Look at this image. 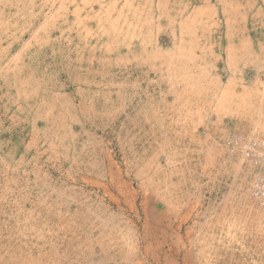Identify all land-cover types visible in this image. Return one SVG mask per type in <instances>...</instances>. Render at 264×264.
Masks as SVG:
<instances>
[{
    "label": "rangeland",
    "instance_id": "1",
    "mask_svg": "<svg viewBox=\"0 0 264 264\" xmlns=\"http://www.w3.org/2000/svg\"><path fill=\"white\" fill-rule=\"evenodd\" d=\"M264 0H0V264H264Z\"/></svg>",
    "mask_w": 264,
    "mask_h": 264
},
{
    "label": "built area",
    "instance_id": "2",
    "mask_svg": "<svg viewBox=\"0 0 264 264\" xmlns=\"http://www.w3.org/2000/svg\"><path fill=\"white\" fill-rule=\"evenodd\" d=\"M240 149L245 160L258 170L254 178L252 193L264 211V138L244 141Z\"/></svg>",
    "mask_w": 264,
    "mask_h": 264
}]
</instances>
